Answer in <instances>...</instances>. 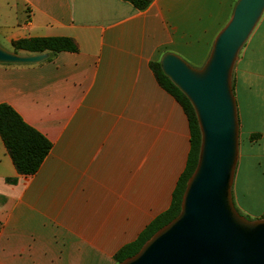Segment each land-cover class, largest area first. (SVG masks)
<instances>
[{
	"label": "crops",
	"instance_id": "0c3cea01",
	"mask_svg": "<svg viewBox=\"0 0 264 264\" xmlns=\"http://www.w3.org/2000/svg\"><path fill=\"white\" fill-rule=\"evenodd\" d=\"M236 1L153 0L139 10L126 0H0L5 48L49 36L78 47L40 63H0V104L52 142L26 176L0 134V243L32 238L37 258L47 248L49 264L61 248L72 256L60 263L118 264V250L170 208L191 150L188 115L152 62L174 52L202 66ZM246 44L238 84L237 63L233 73L241 124L235 203L245 159L250 186L254 175L264 186V158L242 151V139L256 141L264 156V20ZM253 133L260 138L251 141Z\"/></svg>",
	"mask_w": 264,
	"mask_h": 264
},
{
	"label": "water",
	"instance_id": "95a60500",
	"mask_svg": "<svg viewBox=\"0 0 264 264\" xmlns=\"http://www.w3.org/2000/svg\"><path fill=\"white\" fill-rule=\"evenodd\" d=\"M263 13L264 0H237L202 67L177 53L163 54L164 73L188 97L197 116L198 162L179 214L118 264H264V217L242 214L233 195L241 137L233 73ZM48 57L49 52L24 54L0 44L2 64H34Z\"/></svg>",
	"mask_w": 264,
	"mask_h": 264
},
{
	"label": "trees",
	"instance_id": "16d2710c",
	"mask_svg": "<svg viewBox=\"0 0 264 264\" xmlns=\"http://www.w3.org/2000/svg\"><path fill=\"white\" fill-rule=\"evenodd\" d=\"M126 1L131 2L137 9L144 10L153 0ZM14 46L16 52L20 50L30 53L50 52L51 55L63 50L76 51L78 49L74 39L68 36L21 38L15 42ZM152 68L159 83L178 100L188 115L191 130V150L186 168L174 190L170 208L152 220L136 240L125 244L118 250L114 256L118 263L138 252L147 239L179 214L187 181L195 170L199 157L201 130L193 105L179 87L164 73L161 60L152 62ZM233 88L235 91L234 78ZM0 134L18 172L26 176L33 175L40 169L52 148V142L43 133L28 124L11 105L6 103L0 104ZM260 136L258 133H253L250 135V140H257ZM10 181H14V179H10Z\"/></svg>",
	"mask_w": 264,
	"mask_h": 264
},
{
	"label": "rangeland",
	"instance_id": "374dc122",
	"mask_svg": "<svg viewBox=\"0 0 264 264\" xmlns=\"http://www.w3.org/2000/svg\"><path fill=\"white\" fill-rule=\"evenodd\" d=\"M263 20H264V13L260 21L258 22L256 28L254 29L252 35L257 31ZM241 54L242 51L240 53V56ZM191 64L195 67H198L193 63ZM238 76H239V70L237 63L235 69V81L237 84L239 82ZM246 109L247 108L245 105L243 111L246 112ZM255 125L253 124L252 127L255 128L256 127ZM247 126L248 123L246 122L245 128ZM259 150L260 149L258 147V142L255 141L254 143H250L247 139H242V151L244 153L243 157L247 156L254 158L256 160L257 158L263 160L264 158L263 153L261 151V155H260ZM250 170H251V163L247 161V159H245L241 171L239 169L237 175V181L235 184V195H236V204H237L236 206L242 214L246 215L251 219H255L256 217H260L264 215V186L263 187L260 186V188H257L258 180L256 175H254L253 177L254 188L250 186V182L248 181V177H247ZM33 248H35V246L32 238H30L29 242H27V238L24 240V242H23V238H7V240L0 243V264H49V262L43 258V257L47 258V248L45 249V252L39 253L40 258L39 257L37 258V253L34 252L35 249ZM67 249L68 248H61L60 250L58 249L56 255L57 262H55V264H64L60 262L67 254L72 256L71 253H67V254L65 253ZM9 257L10 259H8ZM21 260H24V262H21ZM52 264H54V262H52ZM69 264H76V262L72 260Z\"/></svg>",
	"mask_w": 264,
	"mask_h": 264
}]
</instances>
